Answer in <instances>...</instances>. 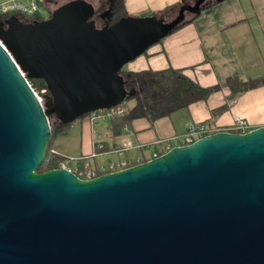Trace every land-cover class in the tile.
<instances>
[{"label": "water", "instance_id": "1", "mask_svg": "<svg viewBox=\"0 0 264 264\" xmlns=\"http://www.w3.org/2000/svg\"><path fill=\"white\" fill-rule=\"evenodd\" d=\"M206 2L171 21L128 16L99 28L95 6L74 0L49 19L11 22L13 53L0 41V264H264V126L90 180L38 172L49 117L68 124L125 103L124 66ZM23 69L49 86L48 108Z\"/></svg>", "mask_w": 264, "mask_h": 264}, {"label": "crops", "instance_id": "2", "mask_svg": "<svg viewBox=\"0 0 264 264\" xmlns=\"http://www.w3.org/2000/svg\"><path fill=\"white\" fill-rule=\"evenodd\" d=\"M195 1L126 0L125 3L129 16L164 13L162 18L171 21L182 5ZM213 2L192 22L179 26L128 63L125 70L164 71L165 77L173 78V70L182 69L186 77L202 86L219 84L220 91L155 122L141 117L124 128L118 120L93 124L86 115L74 121V125L70 123L66 132L55 135L53 147L68 154L64 152L67 150H61V144L70 135L78 138V151L69 155L90 153L94 138L109 147L129 141L155 144L157 140L183 134L193 123L230 126L238 115L253 128L264 126V85L230 98L226 83L236 76L244 82L264 78V0ZM151 152L152 149L146 151L147 155Z\"/></svg>", "mask_w": 264, "mask_h": 264}, {"label": "trees", "instance_id": "3", "mask_svg": "<svg viewBox=\"0 0 264 264\" xmlns=\"http://www.w3.org/2000/svg\"><path fill=\"white\" fill-rule=\"evenodd\" d=\"M54 1L55 0L40 1V5L46 11V16L48 18L51 15V6ZM213 1V3L219 2L216 0ZM125 2L126 0H100V7L96 8V15L94 17L97 24L96 27L102 28L104 26H110L123 19V17H128L129 13L126 10ZM208 6H210L209 2L205 4L200 12L192 13L189 17H186L185 21L180 26L192 22V20L197 18ZM163 14L164 13L152 12L149 16L153 15L162 18V16H164ZM43 18L44 16L39 13L26 16L20 12H0V41L9 48L11 53H13V50L8 46L9 44L4 37V33L9 29L11 22L16 20L22 23H32L42 21L44 20ZM173 71L175 75L173 78H170V87L163 93L157 92L151 84H142V78H160L164 80V78H166L164 71H122L123 76H125L126 87L129 94L125 105L128 106L129 110L125 117L116 118L114 120H118L123 128L130 125L133 120L141 117L155 122L156 119L169 116V114L182 110L197 101L207 100L211 94L221 90L219 84L209 85V87L202 86L197 81H193L186 77L182 69ZM23 72L33 89L41 97L50 101L52 99V94L47 83L43 79L31 77L29 71L26 69H23ZM226 83L228 90L231 92L230 98H236L237 95L242 92L264 85V78L250 79V81L244 82L236 76L228 78ZM43 90L46 91L42 92ZM129 100L131 101L130 104ZM45 107L48 108V104L45 105ZM49 120L52 135L48 144L46 157L49 156L50 149L53 147L55 135L66 132L69 125H71L70 123L64 124L55 115L50 116ZM57 167L59 166L56 160L49 162L44 161L38 168V172L43 173Z\"/></svg>", "mask_w": 264, "mask_h": 264}, {"label": "built area", "instance_id": "4", "mask_svg": "<svg viewBox=\"0 0 264 264\" xmlns=\"http://www.w3.org/2000/svg\"><path fill=\"white\" fill-rule=\"evenodd\" d=\"M41 0H0V12H20L27 15L41 14ZM43 15V14H41ZM43 19H47L46 14ZM43 90L42 92H45ZM37 93V92H36ZM38 94V93H37ZM39 96V95H38ZM40 98V97H39ZM42 101L43 99L40 98ZM128 106L122 105L110 109H100L88 114L93 124L99 122L114 121L116 118L125 117ZM254 129L245 118L235 116L230 126L218 127L204 123L191 124L183 134H177L170 138L157 140L155 144L135 143L133 141L122 143L116 147H109L105 142L94 138L93 148L90 153L80 155L65 154L52 147L50 154L44 161H57V168L68 169L78 178L90 180L100 175L128 169L131 166L142 164L145 161L155 159L173 147H184L197 140L211 136L218 132L249 133ZM152 149L150 155L146 151ZM47 154V153H46Z\"/></svg>", "mask_w": 264, "mask_h": 264}, {"label": "rangeland", "instance_id": "5", "mask_svg": "<svg viewBox=\"0 0 264 264\" xmlns=\"http://www.w3.org/2000/svg\"><path fill=\"white\" fill-rule=\"evenodd\" d=\"M71 1H74V0H55L53 3H52V6H51V9L52 10H54V9H57V8H59L60 6H62V5H64V4H66L67 2H71ZM87 2H89V3H91V4H93L94 6H95V8H98V7H100V3H99V1L100 0H86ZM210 1H213V0H208L207 1V3L208 2H210ZM41 14H47L46 13V11L42 8V10H41ZM127 65L128 64H126L124 67L127 69L128 67H127ZM125 68H124V70H125ZM127 70H125V72H126ZM124 78H125V76H124ZM142 80H143V83L142 84H151V85H153V87L155 88V90L157 91V92H159V93H163V92H165V91H167L168 90V88L170 87V81H171V79H170V77L169 76H167L166 78H164V80H162V79H160V78H153V79H150V78H142ZM145 81V82H144ZM155 85V86H154ZM39 95V94H38ZM39 97L40 98H42L43 100H42V103L44 104V105H47L48 103H49V101L48 100H46V98H43V97H41L40 95H39ZM130 100H129V104H130ZM78 121V120H77ZM76 120H75V122L74 123H76L77 122ZM74 123H72L73 125H74ZM73 135H75V133H73ZM69 140H66V142L65 143H63V144H61V150H67V151H64V152H66V153H68V154H76L77 153V151H78V149L76 148V146H77V144H78V138L76 137V138H74V136H72V135H70L69 136V138H68Z\"/></svg>", "mask_w": 264, "mask_h": 264}, {"label": "flooded vegetation", "instance_id": "6", "mask_svg": "<svg viewBox=\"0 0 264 264\" xmlns=\"http://www.w3.org/2000/svg\"><path fill=\"white\" fill-rule=\"evenodd\" d=\"M208 1V0H207ZM69 3V2H68ZM207 3V2H206ZM67 4V3H66ZM65 5V4H64ZM63 6V5H62ZM61 7V6H60ZM59 7V8H60ZM58 9V8H57ZM57 9H54V10H52V12H51V15H50V17L49 18H51L52 17V14L57 10ZM49 18H47V19H49ZM31 23V22H30ZM88 116V115H87Z\"/></svg>", "mask_w": 264, "mask_h": 264}]
</instances>
